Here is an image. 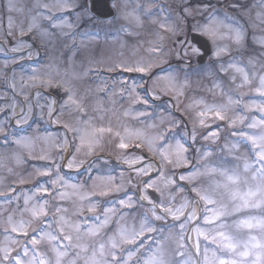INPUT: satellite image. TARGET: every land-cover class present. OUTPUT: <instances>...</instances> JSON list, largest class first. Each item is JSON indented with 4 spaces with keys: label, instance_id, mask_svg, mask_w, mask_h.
<instances>
[{
    "label": "snow or ice",
    "instance_id": "1",
    "mask_svg": "<svg viewBox=\"0 0 264 264\" xmlns=\"http://www.w3.org/2000/svg\"><path fill=\"white\" fill-rule=\"evenodd\" d=\"M0 56V264H264V0H0Z\"/></svg>",
    "mask_w": 264,
    "mask_h": 264
},
{
    "label": "rangeland",
    "instance_id": "2",
    "mask_svg": "<svg viewBox=\"0 0 264 264\" xmlns=\"http://www.w3.org/2000/svg\"><path fill=\"white\" fill-rule=\"evenodd\" d=\"M136 1V0H134ZM163 2V0H161ZM42 2H53V0H42ZM168 3L169 0H164V3ZM35 3V0H18V4L21 7H24L25 9L30 8L33 4ZM133 6L135 4H132ZM56 16H67V18L72 21L74 19L73 16H69L66 13H55ZM14 18H20L22 16L21 13H13ZM6 14H5V25H6ZM89 27H91L89 25ZM103 36V34H101ZM103 41L101 40V43ZM145 53L143 51H140L138 53V55H144ZM125 55L126 56H130L131 53L128 51H125ZM3 58L0 57V60H2ZM194 65L197 64V62L194 60L193 61ZM93 79H97L95 77H93ZM192 88L188 91L187 93V99H185V103H189L193 98L199 99L201 97H203L208 103H212V102H220L221 98L217 95V96H213L207 89L211 87V78L210 76H208L207 74H201L199 76H197L195 73H193L192 75ZM0 88H2V86H0ZM34 91V90H33ZM127 105H125L126 107ZM251 115V114H249ZM113 119V123H116V117H112ZM130 125H134V126H140L142 127V125H136V121L133 120H129L127 121ZM44 127H48L49 129H51V127H49L48 125H44ZM191 127V125L189 124V128ZM55 132V131H52ZM235 139V138H233ZM212 147H216L215 145H212ZM101 155H109V153L106 151L104 153H101ZM110 159L113 160V163L115 162V157L114 156H110ZM112 167V165H109L108 168L110 169ZM27 168V165L23 166L22 168L18 169V171H20L21 173L24 172V169ZM29 171H31V169H29ZM77 180H79V177H76ZM210 182V178H203V184L205 186H207ZM21 187H28L31 188L32 185L28 184V185H23ZM219 198V197H218ZM179 199V198H178ZM259 214V213H257ZM232 219H235V217H229L228 220L229 222H231ZM233 234L240 237L245 235V233L240 232L237 233L235 231H233ZM257 235H260L259 232H256ZM193 240H195V237L193 236ZM176 250H177V241H176V237L170 236L169 239H167L164 243V256L165 259L169 262V264H175L176 260L178 259V257L176 256ZM201 250L203 251V241L201 242ZM189 252L191 250H188Z\"/></svg>",
    "mask_w": 264,
    "mask_h": 264
},
{
    "label": "water",
    "instance_id": "3",
    "mask_svg": "<svg viewBox=\"0 0 264 264\" xmlns=\"http://www.w3.org/2000/svg\"><path fill=\"white\" fill-rule=\"evenodd\" d=\"M207 60H208V58H207V56H205V57L203 58V60L199 61V64H200V65H204V64H206Z\"/></svg>",
    "mask_w": 264,
    "mask_h": 264
}]
</instances>
